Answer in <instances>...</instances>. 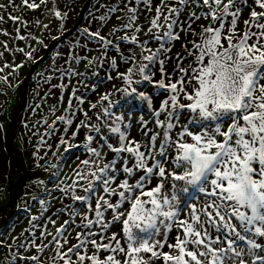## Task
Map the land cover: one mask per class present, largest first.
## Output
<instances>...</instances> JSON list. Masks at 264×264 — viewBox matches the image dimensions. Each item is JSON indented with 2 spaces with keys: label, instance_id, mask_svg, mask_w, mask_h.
I'll return each mask as SVG.
<instances>
[{
  "label": "snow or ice",
  "instance_id": "1",
  "mask_svg": "<svg viewBox=\"0 0 264 264\" xmlns=\"http://www.w3.org/2000/svg\"><path fill=\"white\" fill-rule=\"evenodd\" d=\"M21 2L32 10L44 5L60 21L52 41L68 31L73 0L64 11L56 0ZM101 7L51 56L42 102L53 89L59 95L43 118L47 129L34 133L36 166L51 175L32 181L45 195L32 197L38 215L23 209L29 235L21 243L11 237L18 216L0 228V247L8 249L0 264H264V0H116ZM9 8L19 5L0 4ZM117 12L121 23L102 34ZM10 18L28 28L22 17ZM16 39L30 50L15 51L33 63L30 41L48 47L31 31ZM45 137L58 141L57 161L42 165L47 152L39 149L53 147ZM54 202L60 207L49 214Z\"/></svg>",
  "mask_w": 264,
  "mask_h": 264
},
{
  "label": "rangeland",
  "instance_id": "2",
  "mask_svg": "<svg viewBox=\"0 0 264 264\" xmlns=\"http://www.w3.org/2000/svg\"><path fill=\"white\" fill-rule=\"evenodd\" d=\"M31 3L32 0H29ZM39 3V0H35ZM10 0H0V4H9ZM66 0H56V6L59 10L64 11V4ZM111 3H116V0H73V11L69 12L70 19L67 21L65 27L68 31L61 36L60 41H52L50 36L58 35L57 29L59 28L60 21L55 19L51 11L44 12V5L40 8L32 10L25 7L21 0H15V4L19 5L18 9L13 10L9 8L7 11L0 9V16L3 20H0V77L7 76V82L0 80V124L3 128L0 129V166H4L3 155L6 157L7 167L3 168L0 172V225L2 226L9 217L16 220V227L11 233V237H21L16 243H21L29 233L25 232V229L29 228L30 225L27 220L28 213L23 211L25 206H28L31 210V215H36L39 206L36 201L32 199L33 196H37V191L40 186L32 181L45 180L48 181V177L51 175L50 171H45L43 168L36 166L37 161L34 153L37 151L38 141L40 139L39 135L34 133L39 131L40 135H43L47 129V125H43L44 117H51L48 111L49 105L56 103V96L59 95L58 91L53 89L56 95L48 96L46 102H42L47 90L50 88L49 84L43 82L44 75H48L46 69L52 64L51 56L53 52L60 48L63 50L65 44L72 41L77 34V29L79 27L88 24L90 17L89 11L95 13L96 16L101 15L106 9L101 7V5H107ZM158 3V0H154ZM95 5L93 8L92 5ZM48 9L52 8V3L49 2L47 5ZM123 7V5H121ZM83 12V14H82ZM245 12L241 19L247 18ZM153 14V13H152ZM123 12H117L113 15L111 21L107 24L102 34H106L113 26L118 25L121 21L116 19V16H123ZM10 17H22L24 20L29 21L28 28L25 29L19 21H13ZM41 19L43 23L39 28L32 25V21L35 19ZM144 16L140 17V22L143 23ZM43 24H49V29H44ZM97 26L96 22H92V27ZM148 25H144V30L146 31ZM243 23L238 24V28L242 29ZM17 28H19V33H17ZM31 31L38 38L44 39L45 43L48 44L47 48L36 43L35 40L30 41L32 47L36 48L37 51L33 54L38 63H33L28 60L23 53L15 51L16 48H24L25 51H29L27 44L23 40L16 39L17 35H27ZM7 33V35H5ZM141 39H145L143 33L140 34ZM5 44H7V50L5 49ZM48 49L49 55H45V51ZM96 53H90V55H95ZM115 55V53H111ZM44 56L41 60L40 57ZM57 63H62V61L57 60ZM5 65H8L7 67ZM22 65V67L20 66ZM80 71H84V67L81 64L79 66ZM121 68V71H124ZM37 73L43 75L37 76ZM90 74V73H89ZM104 73L101 72V76ZM58 81L53 80L52 83H57ZM105 88L100 89L101 92L107 90ZM93 102L97 99L95 94L91 96ZM68 93H65L64 106L67 105ZM138 102V101H133ZM39 105V107H37ZM87 106V105H86ZM63 109L57 112L56 115L62 114ZM139 113H134L133 116ZM136 117V116H135ZM36 121H40L39 125ZM51 123V119H49ZM27 124V127L24 125ZM151 126V125H150ZM135 134V133H134ZM48 140V137H45ZM79 140V137H78ZM48 143L53 145L51 150L47 146L41 147L39 149L40 154L43 155L47 152V157L44 160L39 161L40 164L46 165L49 162H56L57 156L53 155L56 151L55 145L58 143L55 137L48 140ZM62 151V149H61ZM33 165L31 172L29 173V165ZM63 179V177H61ZM54 195H59V193H54ZM12 197H14V206L8 207L9 202ZM67 203V201H65ZM60 204L54 202V208L49 210V214L54 211L55 208H59ZM22 210H19V209ZM4 213V214H3ZM8 217V218H7ZM55 218V217H54ZM65 217H61L58 220L57 226L62 223ZM2 221V222H1ZM49 229L55 232V228L49 225ZM24 233V236H21ZM39 231L37 230V236H39ZM75 236V233H73ZM5 239L11 244L13 242L12 238H9L5 234ZM50 240V237H48ZM39 243V241H37ZM47 243V241H45ZM23 251V250H22ZM33 250L30 253L34 254ZM8 252L7 248L0 247V262ZM50 255L49 252L44 253L43 258H47ZM103 253L101 256L103 258ZM50 264V262H49Z\"/></svg>",
  "mask_w": 264,
  "mask_h": 264
},
{
  "label": "bare ground",
  "instance_id": "3",
  "mask_svg": "<svg viewBox=\"0 0 264 264\" xmlns=\"http://www.w3.org/2000/svg\"><path fill=\"white\" fill-rule=\"evenodd\" d=\"M178 48H179V45H177V49H178ZM177 49H173V51L175 52V51H177ZM110 87H111V85L108 86L107 89H110ZM94 102H95V101H94ZM86 107H87V106H86ZM90 115H91V113H90ZM62 134H63L62 132L57 133V135H62ZM133 134H134V133H133ZM134 135H135V134H134ZM56 141H57V140H56ZM47 156H48V155H47ZM47 156H46V157H47ZM5 158H6V157H4V155H3L4 166H5V163H6V162H5V161H6ZM0 165H1V162H0ZM4 166H3V167L0 166V172L3 171V168L7 167V164H6L5 167H4ZM32 167H33V165L30 164V165H29V168H30V169L28 170L29 173L31 172V168H32ZM166 249H167V248H165V250H166Z\"/></svg>",
  "mask_w": 264,
  "mask_h": 264
}]
</instances>
